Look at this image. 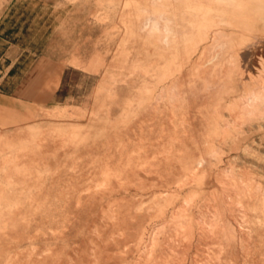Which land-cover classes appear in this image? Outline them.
<instances>
[{"label":"rangeland","instance_id":"1","mask_svg":"<svg viewBox=\"0 0 264 264\" xmlns=\"http://www.w3.org/2000/svg\"><path fill=\"white\" fill-rule=\"evenodd\" d=\"M2 5L0 264H264V0Z\"/></svg>","mask_w":264,"mask_h":264},{"label":"crops","instance_id":"2","mask_svg":"<svg viewBox=\"0 0 264 264\" xmlns=\"http://www.w3.org/2000/svg\"><path fill=\"white\" fill-rule=\"evenodd\" d=\"M6 7L2 5L0 10V75L4 77L9 76L11 70L15 69L13 62L11 65L5 66V62L14 60L15 52V36L13 37L12 31L15 28L9 26V21H5V17L2 18V13L7 9Z\"/></svg>","mask_w":264,"mask_h":264}]
</instances>
